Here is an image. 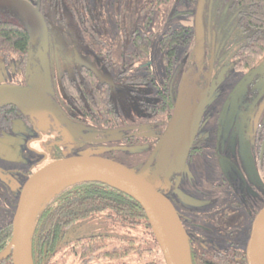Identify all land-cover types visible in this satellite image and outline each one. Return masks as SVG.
Masks as SVG:
<instances>
[{
    "label": "rangeland",
    "instance_id": "obj_1",
    "mask_svg": "<svg viewBox=\"0 0 264 264\" xmlns=\"http://www.w3.org/2000/svg\"><path fill=\"white\" fill-rule=\"evenodd\" d=\"M147 3L146 11L142 12L141 7ZM156 3L157 0H108L109 9L102 21V27L100 28L99 24L98 30L109 44H115L117 35L120 32L125 33V28H120V25L125 20L126 11L130 9L134 26L152 32L148 61H151L156 80L161 82L165 75V66L159 40L170 27L194 24L195 10L193 9L192 15H176L177 11L186 10L187 5L179 0H166L158 5ZM150 8L153 9L151 13ZM120 12L122 19L119 17ZM123 43L127 48L131 46L127 36H124ZM101 47H95V50ZM206 50L207 53L210 50L208 44ZM233 50L234 44H231L232 53L227 52L223 58L215 59L212 66L208 98L197 134L203 152L194 153L193 158L180 168L173 164V155L190 114L200 100L199 88L205 86L210 76L208 55L200 68L193 43L187 47L181 45L177 49L178 64L176 63L175 67H180L177 87L178 91L181 88V107L179 118L174 125L166 114L153 112V109L148 108L149 103L153 101L145 100L143 91L150 94L147 98L158 100L154 85L145 87L136 95L120 86L113 91V104L123 125H129V129L113 131L101 125L75 119L68 112V106L60 100L63 93L59 75L64 62L53 48L49 49L43 59H27L26 65L20 62V56L14 54L8 58L0 57V83L6 80L18 81L22 86L31 89L36 97L47 100L53 117L50 135L45 134L44 140L48 138L51 141L54 135H58L67 156L107 157L132 168L155 187H172L173 194L167 192L180 212L184 208L189 211H209L212 214L210 217L216 215L213 211L218 208L219 195L211 194V197L208 191L210 189L205 184L213 181L225 182L234 198L240 202L236 210L230 209L231 227L234 231L232 237L239 246L246 248L252 224L250 212L264 205V187L257 180L253 166L258 155L255 130L259 123L264 122V57L257 70L247 72L234 67ZM140 62L142 60L139 59ZM259 93V100L251 108ZM129 131L135 133L131 142L128 139L133 136ZM27 135L28 131L24 132L17 126L7 137V141L17 148L20 160L8 164L0 162V225L12 215L13 202L17 198L15 183L19 182L22 176L18 170L28 165L26 163L29 159L25 155L24 145ZM33 144L36 146L37 142ZM117 146L126 147L111 149ZM4 168H10L14 172L5 174L2 171ZM2 182L6 183L5 187ZM224 192V196L228 197V193ZM221 218L224 219V215ZM212 227L213 232L207 235L222 244L224 235L219 234L220 225ZM103 228L102 222L93 217L81 220L75 225L76 231L79 229L86 234L100 232ZM193 230L200 233L204 231L196 226ZM62 263H69V260Z\"/></svg>",
    "mask_w": 264,
    "mask_h": 264
},
{
    "label": "trees",
    "instance_id": "obj_2",
    "mask_svg": "<svg viewBox=\"0 0 264 264\" xmlns=\"http://www.w3.org/2000/svg\"><path fill=\"white\" fill-rule=\"evenodd\" d=\"M27 1L33 2L34 0ZM107 1L41 0V12L49 29V48L46 52L40 46L35 48L32 45L27 25L20 15L10 8L0 6V56L24 52L27 54V59H43L45 53L47 54L51 47L54 48L58 35L62 38L61 42L65 47L69 45L70 38H76L78 44H90L92 47L100 48L104 45V40L98 32V26L102 7ZM163 1L166 0H157L156 4ZM179 1L187 7L186 10L177 11L176 15L194 14L198 0ZM147 5L148 3L141 7L142 12L146 11ZM152 11L153 9L150 8L149 12ZM57 28L60 29L59 34ZM216 28L219 29L220 38L226 39V42H219L221 45L217 43L216 53L222 51L221 48L225 47V43L227 45L230 43L229 41H232L235 67L247 72L259 68L264 57V0H207L204 11L206 40L207 32L211 33ZM144 30H140L136 37L137 46L136 50L134 49L138 59L142 62L149 58L148 53L152 42V33L144 32ZM132 37L133 34H129L131 45L129 48L123 45V55H132ZM194 38L193 25L182 24L178 27H170L163 33L159 45L165 55L167 53L169 57H175L178 47L190 45ZM211 42L215 43L213 40ZM97 50L104 51V48L101 47ZM166 65L173 68L172 60L170 64ZM139 68L141 67L139 66ZM143 70H139V76L136 78L139 81L137 85L142 89L146 82L153 77L152 73L144 74ZM81 74L83 77V90L81 91L75 89L73 84L68 83V72L60 74L61 90L67 100L79 98L77 97L79 94L81 108L86 113L90 112L96 120L100 116L99 109L101 110V107L104 109V105L107 116L112 115V101L109 98L108 89L102 92L101 87L96 85H100L102 82L97 81L93 72L82 68ZM259 162L256 165L257 172L260 171L259 167H263L264 170V152L263 159ZM100 213H106L109 220L122 227L125 235L118 250H123L124 258L133 255L130 260L134 259L139 263H166L140 203L106 182L83 180L64 186L44 203L35 220L31 235L34 264L55 262L60 253L67 256L70 242L64 246L60 243V237L63 240L64 233L76 223ZM132 233H135L136 236L129 239ZM11 236L12 227L9 224L0 228V251L9 244ZM100 240H104L102 236L92 235L88 238L87 242L89 243L85 244L87 246L82 248V251L95 253L102 249H111V247H106L108 245L103 241L99 242ZM107 253L109 254V252ZM191 256L193 264H247L245 250L239 248H232L229 252L207 251L200 248L197 253L191 251ZM0 264H13L11 256L1 259Z\"/></svg>",
    "mask_w": 264,
    "mask_h": 264
},
{
    "label": "flooded vegetation",
    "instance_id": "obj_3",
    "mask_svg": "<svg viewBox=\"0 0 264 264\" xmlns=\"http://www.w3.org/2000/svg\"><path fill=\"white\" fill-rule=\"evenodd\" d=\"M206 3H207V0H206ZM40 7H41V2H40ZM108 9H109V5L106 3L102 7V11H101V19L99 21L100 28L102 27V21ZM119 17H121L122 19L121 12L119 14ZM194 18H195V14H194ZM124 19L125 20L123 24L120 25L121 26L120 28H123V29L125 28L124 30L125 33L123 34L122 32H120L117 35L115 44H109V42L101 36L104 40L103 41L104 51L95 50V47H92L90 44H87V45L78 44V42L76 41V38L75 39L70 38L69 45L65 47L62 45L63 43L61 42L62 38L60 37V35H58L59 30H60L58 28H57L58 29L57 30V33H58L57 43L55 44L54 48L51 47L55 51L58 52L57 53L58 56L64 62V67L61 70L60 74L64 72H68L67 78H68L69 84H73L72 86L79 91L83 90L82 89L83 77L81 74V70L82 68L87 69L93 72V74L97 78V81L102 82L100 85L96 84L98 87H101L102 92L108 89L109 98L112 101L111 108L113 109L112 111L113 114L108 117L107 113H105L106 106L104 105L103 106L104 109H102V107H101V110L99 109L100 116L98 117V120H96L94 119V117L91 115L90 112L86 113L81 108L82 105L80 104L79 94L77 95V97L79 98H75L72 100H67L66 96L62 94L63 97H61L60 100L64 102L65 105L68 106V112L70 113V115L74 117L75 119H81V120H84V121H87L93 124L101 125V126L106 127L108 130L110 129L113 131L130 128V126L127 124H125L126 126L123 125L124 123L120 120V114L113 104V100L111 96H112L113 91L117 88V86L126 88L129 93H132L134 95H136L137 92L143 91V89L145 87H149V85L156 86L157 94L159 96L158 100H152V99L147 98V96H149L150 94L143 91V95L145 96L144 99L147 101L149 100L150 102L153 101L152 103H149L148 108L150 110L153 109L152 110L153 112L164 113L171 120H172L173 112L175 109V103H176L178 92H179L177 83L180 79V73H179L180 67L179 66L175 67L176 63L178 62L177 53L175 57H169L167 53L165 55V52L161 49L163 51V63L165 66V75L161 82L157 81L152 71V68H151L152 66L151 61H148L150 59L148 58L146 61L139 63L137 54L134 52L137 46L135 39L140 33V28L137 26H134L133 13H131L130 9L126 11V17H124ZM203 21H204V15H203ZM119 22H121V20H119ZM190 25H193L194 33H195V22L194 24H190ZM203 28H204V22H203ZM218 30H219L218 28L213 29L211 33H209L208 31L207 32L208 37L206 40L205 29H204L205 42H204L203 62L205 60L206 55H208V60L210 63V76L207 79L205 86L203 88H199L200 93H201L200 97H202L203 95L202 90L207 85L209 86L211 82L210 77H211L212 66H214V62H215L214 60L223 58L227 52L230 53L231 51L232 41H229L230 43L227 44L228 46L225 43V47L221 48L222 51L219 50L220 52L216 53L217 48H218L217 43L220 44L219 42L221 43H223L224 41L226 42V39L223 40L220 38L221 34L218 32ZM144 32H148V31L144 30ZM149 33H152V32H149ZM99 34L101 35L100 32ZM129 34H133V37L131 40L132 46H133V49H132L133 52H132V55H129V54L123 55V45H125V43H123V38L124 36H127L130 42ZM208 40H209V44H208ZM212 40L215 41L217 46L215 45L214 42L213 43L211 42ZM206 41H207V44L210 46V50L208 53L207 51L205 52ZM191 43H193L194 48H195V38ZM184 47H187V46H184ZM149 54H150V51L148 53V57H149ZM10 55L12 54H9L7 56H0V57L8 58ZM14 55L20 56V62L26 65V62H27L26 53L24 52L19 53V54L14 53ZM167 56H168V60L166 61ZM171 60H172L173 68L167 67L166 65V64H170ZM85 62L87 64L88 63L95 64L96 68L99 70L101 75L87 68V66L84 64ZM139 66L141 68H139ZM234 67H235V60H234ZM140 69H144L143 70L144 74H148V73L153 74V77L150 78V81L146 82V85L143 86L144 87L143 89L139 88V85H137L139 84V81L136 79L139 76ZM1 84H13V85L22 86L18 81H15V80H9V81L6 80L0 83V85ZM85 87L88 88L87 86ZM260 96H261V93H259L254 98L251 108L254 107V105L259 100ZM34 102H35L36 107L35 105L32 104L31 107L30 106L25 107L24 109H21L15 104L0 102V143L3 146L2 153H4V156L0 155V162L3 164H8V162H17L20 160L17 148L7 141V137L9 136L11 130L13 128H16L17 126L20 127L24 132L28 131V135L25 138L24 145L26 147L25 155L29 159V161L26 163L28 165L18 170L19 173L22 174V176H20L19 182L15 183L17 187V190H16L17 198L13 202L12 215L9 217L8 221L0 225V228L8 224L12 227V219L14 216V211L16 208L18 196H19L21 187L26 181V179L33 172H35L37 169H39L43 165L53 160L67 156L63 150V147L61 146V143H60L61 139L58 135H54L53 138H51V141H49L48 138L44 140V137L46 136L45 134L50 135L49 134L50 124L52 122V117H53V113L50 109V106L47 103V100L44 98L38 97V99L36 98V100L34 98ZM203 114H204V111H203ZM202 119H203V116H202ZM202 119H201V122H202ZM201 122L199 124V127L201 125ZM129 134L133 136L128 139L131 142L133 141L135 137V133H133L132 131H129ZM197 134H198V131H197ZM33 142H37V145L35 146ZM38 142H41V143L39 144ZM255 142L257 144L258 155L256 158L257 161L254 162V165H253L254 170L256 168V165L260 163L259 161L263 159L264 122L259 123L256 127ZM19 143L22 144L21 141ZM117 147H126V146H117ZM111 149L113 150L114 147H111ZM202 152H203L202 143L201 141L197 140V135H196V138L193 142L192 148L190 150V153L186 161L191 160L193 158L194 153H202ZM252 161L254 160L252 159ZM259 168H260L258 169L260 170L259 172H256L255 170V175L259 183L263 185L264 187V170H263V167H259ZM2 171L5 172V174L6 172H14V170L10 168H7V169L4 168ZM3 185L5 187L6 183H3ZM205 185L207 186L208 189H210L208 190L210 196L211 194L219 195L218 208H215L213 211V213L216 212V215L210 217L212 214L209 211H206V212H201L199 210L189 211V209L185 210L184 208H183V211L180 212L178 208L176 207V204H174L188 232L191 251L197 253L200 248L206 249L207 251L216 250L219 252H229L232 248H239V249L245 250V248H242L241 246H239L233 240V237H232L234 231H232L233 227H231L232 214H230V209L236 210L237 208L236 206L239 205L240 202L234 198L232 191L226 187L225 182H215V181L211 183L206 182ZM230 185L232 186V184ZM158 189L161 190L163 193H165L172 200V198L169 195V192L173 194L172 187H167V185L166 186L161 185L160 187H158ZM224 191L228 193V197L224 196L225 194ZM201 209H204V208H201ZM260 209H255L256 211L250 212V223L252 222L254 216L257 214V212ZM194 215L199 216V217H194ZM222 215H224V219L221 218ZM92 217L95 220H99L100 222H102V224L104 225L103 230H101L100 232L92 233V234L82 233L81 231H79V229L76 231L75 229V225L77 224L76 223L69 231H66L64 233L63 240H62V237H60V243L62 245L67 246L66 243L70 242L69 243L70 245L68 244V247H69V250L67 251L68 255L64 256L62 253H60L58 258L55 260V262L53 261L52 263H46V264H166V263H139L135 261L134 259L130 260V257L133 258V255H130V254H129L130 257L124 258L123 250H118V246L122 243L124 239V235H125L124 231L122 230V227H119L117 224L109 220L106 216V213H100L94 216H90L88 218H92ZM193 221H196V222H193ZM218 225H220V228H218L220 229L219 234L224 235V242L222 244H219L217 240L207 235L213 232L214 229L212 226H218ZM194 226L204 229L203 233H200L197 230L195 232V230H193ZM92 235L102 236L104 240H100L99 242L103 241L104 243L108 245L106 247H111V249L109 250L102 249L101 251H97L95 253L83 252L82 248L83 249L86 248L85 246L87 245L85 244L89 243L87 242V240ZM134 236H136V234L132 233L129 239H133ZM113 247H116V248H113ZM107 252H109V254ZM64 260H69V263H62ZM41 264H45V263H41ZM194 264H211V263H194Z\"/></svg>",
    "mask_w": 264,
    "mask_h": 264
},
{
    "label": "water",
    "instance_id": "obj_4",
    "mask_svg": "<svg viewBox=\"0 0 264 264\" xmlns=\"http://www.w3.org/2000/svg\"><path fill=\"white\" fill-rule=\"evenodd\" d=\"M41 0H0L1 7L15 11L24 20L32 45L43 51L49 48V29L41 12ZM206 0H198L195 10V56L202 67L204 56L203 15ZM36 55V54H35ZM46 53L43 57H46ZM87 68L101 75L93 63ZM207 85L191 112L173 155V164L182 167L196 138L208 98ZM34 92L24 86L0 85V102L15 104L21 109L35 105ZM256 101V100H255ZM36 107V105H35ZM181 88L178 92L171 124L179 118ZM124 147H114V149ZM3 146L0 143V155ZM6 158V157H5ZM256 170V168H255ZM257 172V171H256ZM84 176V177H81ZM83 180H98L127 193L143 207L166 264H193L188 232L172 200L147 178L125 164L96 155H71L53 160L33 172L21 187L9 244L0 251V260L12 258L13 264H34L31 235L35 220L44 203L61 188ZM247 264H264V206L254 216L245 248Z\"/></svg>",
    "mask_w": 264,
    "mask_h": 264
},
{
    "label": "bare ground",
    "instance_id": "obj_5",
    "mask_svg": "<svg viewBox=\"0 0 264 264\" xmlns=\"http://www.w3.org/2000/svg\"><path fill=\"white\" fill-rule=\"evenodd\" d=\"M81 177H84V176H81Z\"/></svg>",
    "mask_w": 264,
    "mask_h": 264
}]
</instances>
